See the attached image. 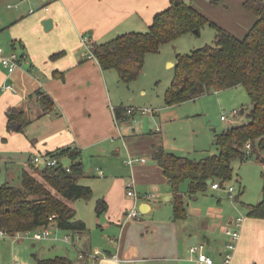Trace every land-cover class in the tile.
I'll return each mask as SVG.
<instances>
[{"label": "crops", "instance_id": "obj_1", "mask_svg": "<svg viewBox=\"0 0 264 264\" xmlns=\"http://www.w3.org/2000/svg\"><path fill=\"white\" fill-rule=\"evenodd\" d=\"M186 2L208 15L199 1ZM170 4L171 0H56L47 10L42 9V3L35 6L32 2L27 3L24 14L8 21L14 20L11 27L4 30L2 26L0 34L6 31L12 38L6 52L15 51L22 60L12 74H8L0 61V185L10 182L4 174L9 175L11 168L23 172L30 163L36 165L35 157L46 156L59 148H80L83 160L99 157L119 145L132 127L130 116L133 117L137 109L128 106L126 113L117 118L115 108L123 105L113 103H118L110 89L115 80L111 74L114 69L104 70L95 57H89V45L106 42L123 33L146 32L155 16ZM30 8L36 11L26 21L24 18L30 15ZM244 9L253 13L243 8L247 21L239 18L236 24L221 23L238 38H243L257 19ZM37 11L43 14H35ZM46 19L53 20L50 30L43 25ZM85 36L89 43L84 41ZM59 52L61 56L53 59L52 55ZM169 65L175 66V63ZM4 83L12 84L15 91L3 90ZM38 91L52 97V111L43 110ZM12 108L24 111L31 120L23 132L11 131L8 127L7 112ZM128 108H133L134 112L128 113ZM160 147L165 149L164 144L148 145L153 163L144 156L135 157L137 152L127 161L131 166L130 180H135L137 192L142 196L153 190L156 198L136 201L127 194V188L125 192L128 178L114 177L105 197L97 199L105 198L108 210L101 215L96 210L97 216L103 217L99 226L111 234L104 235L110 240L108 249L93 250L91 239L87 237L89 231L70 232L81 240L83 248H80L79 260L84 264H201L198 252L192 253L191 247L204 245L203 251L215 264H226L225 246L232 241L226 229L236 228L240 237L228 264H264V219L249 217L248 210L244 216L241 213L233 216L232 209L236 205L207 196L201 198L206 192L189 195L188 182L181 185L176 195L163 168L154 159L155 150ZM170 153L179 155L174 151ZM130 160L134 162L130 164ZM99 175H104V171L100 170ZM209 186L213 190L224 189ZM177 196L183 199L187 213L181 219L174 217ZM134 207L141 216L127 218V212ZM239 217L243 221L237 228L234 223ZM70 238L66 236L65 241L69 242Z\"/></svg>", "mask_w": 264, "mask_h": 264}, {"label": "trees", "instance_id": "obj_2", "mask_svg": "<svg viewBox=\"0 0 264 264\" xmlns=\"http://www.w3.org/2000/svg\"><path fill=\"white\" fill-rule=\"evenodd\" d=\"M244 7L256 15L255 23L243 38L214 23L203 12L186 0H171L169 8L157 14L146 32L120 34L103 43H94L91 51L104 70L114 69L122 82L130 83L142 72L146 56L158 53L162 46L188 32H200L207 24L216 29L214 44H208L190 53L179 54L175 73L165 93L169 106L194 100L201 95L243 86L250 98L252 110L248 121L216 134L218 153L196 160L156 148L154 159L177 195L181 185L188 182V194L197 196L207 192L208 180L223 187L233 178V162L256 158L264 163V0H245ZM61 52L52 58L61 56ZM43 110L52 111L54 101L38 91ZM244 112V108L239 110ZM120 119L126 109L115 108ZM11 131L23 132L31 120L24 111L12 108L7 112ZM250 145L248 147L247 145ZM46 156L59 159L57 165H33L22 172L21 185L10 182L0 185V232L8 235L41 230L54 224L69 232H88L87 224L78 219L73 204L78 199H89L93 189L79 182L84 176L82 151L67 146L51 151ZM72 164L66 167L62 158ZM264 182V172L262 174ZM248 216L264 219V185L262 200L248 205ZM97 214L108 210L105 198L97 201ZM182 198L175 197L174 217L186 216ZM52 218V219H51ZM37 264H75L67 256L37 259Z\"/></svg>", "mask_w": 264, "mask_h": 264}, {"label": "rangeland", "instance_id": "obj_3", "mask_svg": "<svg viewBox=\"0 0 264 264\" xmlns=\"http://www.w3.org/2000/svg\"><path fill=\"white\" fill-rule=\"evenodd\" d=\"M198 1L202 3L200 5L202 10L208 13L207 17L220 26L222 22L236 24L239 18H244L243 0H197V3ZM16 2L17 0H0V29L3 26V29L7 30L14 20L10 23L8 21L24 14L28 8L27 3H23L18 10L7 8L8 4ZM33 3L35 6L41 4L38 0ZM244 11L254 16L245 9ZM35 14L41 15L43 12L37 11ZM31 18L32 14L26 15L24 19L28 21ZM240 20L246 25L245 18ZM222 27L227 28L223 25ZM215 36L216 29L207 24L199 33L188 32L164 44L158 53L147 54L142 72L130 83L120 81L118 72L111 71L115 80L114 83H109L110 89L112 96L118 101V103L114 101V105L122 104L124 108L134 106L137 111L133 117L130 116L132 127L117 147L108 149L99 157L83 159L85 174L79 182L84 185L90 184L93 195L89 199H78L73 204L77 218L88 224L87 237L91 239L93 250L96 248L107 250L110 240L104 235H111L107 229L99 226L103 223V217H98L96 214L97 199L100 196L105 197L111 181L117 176L128 178L126 192L131 177V166L127 161L135 154L134 152H137L135 157L144 156L149 163H153V159L148 154V145L151 147L153 144H164L165 150L169 152L174 151L180 156L201 160L217 153V146L213 144L215 133H221L248 121V114L253 107L243 86L212 91L194 100L171 106L165 103V93L175 73L174 66L169 65L170 62L176 64L179 54L190 53L208 44H214ZM11 42L12 38L6 35V31L0 34V44L1 47L4 46L2 48H5V52L10 48ZM92 45H89L90 48ZM143 90L146 93H143ZM242 108L244 112L234 117V122L221 120L222 115H229L234 109ZM144 109L149 110L143 113ZM116 150L119 151L116 153ZM261 155L264 156V149ZM100 170L104 171V175H99ZM263 172L264 163L258 159L252 158L245 162L237 159L233 162V178L226 184V188L234 187V194L230 196L225 189L213 190L209 186L206 195L201 198L207 196L211 199H221L222 203L236 205L237 207L234 206L235 209H232V215L237 216L241 213L244 216L248 205H256L262 200ZM21 175V170L16 171L15 168H11L9 175L4 174L10 183L16 186L21 185ZM136 190L138 191L137 188ZM152 192L153 190L147 191V193ZM42 230L44 229L14 236L0 234V264H37L38 258L52 259L58 256H67L75 264H84L79 260L82 246L79 236L51 225L48 227L51 238L42 240L32 238L34 233ZM69 235L71 238L66 242L65 237Z\"/></svg>", "mask_w": 264, "mask_h": 264}, {"label": "built area", "instance_id": "obj_4", "mask_svg": "<svg viewBox=\"0 0 264 264\" xmlns=\"http://www.w3.org/2000/svg\"><path fill=\"white\" fill-rule=\"evenodd\" d=\"M34 1H36V0H17V2L14 4H8L7 7L9 9L18 10L23 3L31 4ZM38 1L43 4L42 9L48 10L51 3L56 1V0H38ZM35 11L36 10L34 8L33 9L30 8L28 11V14H33ZM84 38H85L84 41L86 43H88L89 42L88 37L85 36ZM89 57H94V55L91 51V48L89 49ZM21 60H22V56L20 54H18L17 52L12 51L10 53H6L4 48L0 47V61H1L2 66L7 70L8 74H12L19 67ZM2 88H3V90L15 91V87L9 83H4L2 85ZM127 112L132 114L134 112V109L128 108ZM143 112L145 113L146 110H143ZM239 112H240L239 110L234 109L231 114L222 115L221 118H222V120L232 121L234 119V117H236V115H238ZM247 146L250 147L249 144ZM140 160H141V162L146 161L145 159H140ZM140 160H138V161H140ZM34 162L36 165H41V164L57 165L59 163V159L51 158L50 156H43V157L38 156V157L34 158ZM129 162H130V164H132L134 161L130 160ZM211 186L214 189H220V188L226 189V191L229 193L230 196H232L235 192L234 187L230 186V187L226 188V185L223 187L219 182H215V183L212 182ZM127 194L130 197L134 198V200H136V201H138L141 198H144V199L156 198L155 193H147V194H144L141 196L135 188V180L134 179L130 180V182L127 186ZM126 216L129 219L139 218L141 216V212L139 211V209L137 207H134L127 212ZM242 221H243L242 217L237 218V220L234 223L235 227L238 228L241 225ZM0 234L4 235L5 233L3 231H1ZM226 234L229 235L231 237V240H232L231 242L227 243L225 246V254H224L225 260H224V262L226 264H228L231 262V260L233 258V252L236 248L235 242L239 239L240 233H239V230L234 228V229H226ZM50 236H51V232L48 230V228H45L44 230H42L40 232L34 233L32 235V238L36 239V240H42L45 238H49ZM66 239H68V237ZM203 249H204V245H197V246L191 247V252L192 253L198 252V260L201 264H215V260L211 256H209L208 254H206L203 251ZM81 257H83V255Z\"/></svg>", "mask_w": 264, "mask_h": 264}, {"label": "water", "instance_id": "obj_5", "mask_svg": "<svg viewBox=\"0 0 264 264\" xmlns=\"http://www.w3.org/2000/svg\"><path fill=\"white\" fill-rule=\"evenodd\" d=\"M43 25L46 30H50L53 27V20L52 19H46L43 21ZM196 33H199L198 30H195ZM62 163L64 166L69 167L72 164V160L68 157H64L62 159ZM208 185L212 184V180H208Z\"/></svg>", "mask_w": 264, "mask_h": 264}]
</instances>
